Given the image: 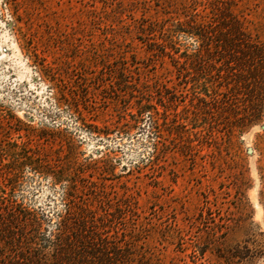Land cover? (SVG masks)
<instances>
[{
  "label": "rangeland",
  "instance_id": "rangeland-1",
  "mask_svg": "<svg viewBox=\"0 0 264 264\" xmlns=\"http://www.w3.org/2000/svg\"><path fill=\"white\" fill-rule=\"evenodd\" d=\"M0 264H264V0H0Z\"/></svg>",
  "mask_w": 264,
  "mask_h": 264
},
{
  "label": "water",
  "instance_id": "water-1",
  "mask_svg": "<svg viewBox=\"0 0 264 264\" xmlns=\"http://www.w3.org/2000/svg\"><path fill=\"white\" fill-rule=\"evenodd\" d=\"M249 152H252V150L250 149Z\"/></svg>",
  "mask_w": 264,
  "mask_h": 264
},
{
  "label": "trees",
  "instance_id": "trees-1",
  "mask_svg": "<svg viewBox=\"0 0 264 264\" xmlns=\"http://www.w3.org/2000/svg\"><path fill=\"white\" fill-rule=\"evenodd\" d=\"M242 258V257H241Z\"/></svg>",
  "mask_w": 264,
  "mask_h": 264
}]
</instances>
